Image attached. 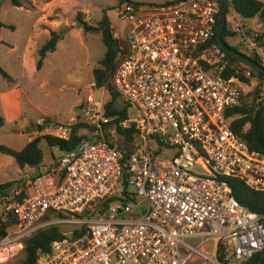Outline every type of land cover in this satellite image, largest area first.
Returning <instances> with one entry per match:
<instances>
[{"label":"built area","instance_id":"built-area-1","mask_svg":"<svg viewBox=\"0 0 264 264\" xmlns=\"http://www.w3.org/2000/svg\"><path fill=\"white\" fill-rule=\"evenodd\" d=\"M219 11L220 0L120 3L122 30L114 27L113 37L125 46L111 83L128 108L117 126L136 135L131 151L114 143L109 97L97 98L94 79L69 122L34 124L30 140L69 141L78 123L90 127L83 131L90 138L49 171L28 176L22 200L21 190L5 199L13 223L0 239V264L14 262L38 230L62 223L75 225L77 235L53 241L36 264H240L264 250V216L241 205L227 181L264 192V156L230 128L228 111L248 85L213 42ZM230 20L240 52L263 62L264 30Z\"/></svg>","mask_w":264,"mask_h":264},{"label":"rangeland","instance_id":"rangeland-1","mask_svg":"<svg viewBox=\"0 0 264 264\" xmlns=\"http://www.w3.org/2000/svg\"><path fill=\"white\" fill-rule=\"evenodd\" d=\"M49 1L19 0L21 7H17L10 0H0V21L4 24L0 28V67L10 76L7 80L0 74V144L15 150L22 149L28 142L29 136L22 132L24 118L47 115L50 121L69 122L79 113V106L93 78L92 71L98 67L105 51L100 35L85 32L83 23L95 26L106 15L111 25L121 31L122 22L118 18L117 7L122 1L155 4L162 0H74L88 6L87 11H77L75 15L71 7L61 11L48 8L46 3ZM42 14L48 15V20L54 19L56 14L62 15V24L53 29L49 23L42 22L35 28ZM230 15L236 16L244 25L264 30L258 18L245 20L230 9L227 24ZM51 31L58 33L56 50L48 53L43 66L37 69L38 50L49 39ZM225 41L240 51L238 41L232 34ZM255 89H260L264 102V85L256 78H252L251 83L244 87L245 95H249L246 100L252 101L253 95L250 93ZM96 96L107 100L109 94L106 89H98ZM18 118L22 120L16 125ZM114 143L126 153L131 151V144L119 136ZM40 147L44 155L40 171L46 172L58 163L63 152L58 147H49L44 141ZM33 175L34 170L29 167L22 170L11 156L0 153V183L17 181L13 186L17 188L0 199L2 217H6L2 206L5 199H14L15 190L27 189V177ZM21 179L25 182L24 186L18 183ZM58 225L64 234H70L75 229L72 224ZM23 256L22 252L15 260Z\"/></svg>","mask_w":264,"mask_h":264},{"label":"trees","instance_id":"trees-1","mask_svg":"<svg viewBox=\"0 0 264 264\" xmlns=\"http://www.w3.org/2000/svg\"><path fill=\"white\" fill-rule=\"evenodd\" d=\"M10 2L14 6L21 7L19 0H10ZM228 9L232 10L235 14L245 20L258 18L264 27V0H228ZM78 19L81 20L80 17ZM3 26L4 24L0 21V28ZM231 26L230 20L228 21V24L226 23L224 28V39L232 34L230 32ZM83 30L85 32L100 35L101 41L105 47L104 54L98 62V67L94 68L92 71V79L95 80L98 89H106L109 94V100L105 104V114L111 117L108 131L110 129H115L117 136L124 139L127 143L133 144L136 139L134 130L131 128L122 129L117 126V122L119 120L127 117L128 108L127 106H122L118 103L116 91L111 83L120 46H125V43L122 40L115 39L113 37L114 27L111 25L106 15H104L95 26L83 23ZM57 38L58 33L51 31L49 39H47L39 48L37 69H40L43 66L44 59L47 57V54L56 50ZM213 42L217 43L216 33L215 37H213ZM232 48L239 51L237 48ZM226 55L234 69L237 68L239 70V74H237V76L241 81L248 85L251 83L252 78H256L264 85V81L258 76L254 69L241 60L234 58L227 53ZM248 57L263 65V62L257 56L249 55ZM234 69L229 68L226 74H235ZM245 70L250 72L249 77H246L243 74ZM0 74L5 79H10V76L1 67ZM260 92V89H255L253 93H250L253 95L252 101L250 102L246 100V96L249 95H245L244 93L241 104L230 109L228 111V116L231 118V130L240 137L250 150L264 156V102L260 97ZM45 121L48 122L50 120L46 117ZM89 128L90 127L86 123H78L74 126V132L69 141L59 140L51 136L36 137L28 141L20 150H15L11 147L0 144V153L11 156L20 169L23 170L24 168L29 167L34 170L33 176H37L42 173L40 171V167L44 160L43 151L40 147L42 141L46 142L49 147H58L63 153L74 151L78 149L84 138H90L89 133L83 134L84 130L90 132ZM106 138L108 142L112 143L113 139L110 132H107ZM122 177L123 185L128 187L130 175L126 171L125 165ZM227 181L231 187L232 195L241 205L247 207L260 216H264V192L255 191L249 188L243 181L237 178H227ZM18 183L23 186L25 185L23 179H21ZM14 184H17V181L0 183V199L1 197L6 196L10 190L17 188L13 187ZM27 190L28 188H22L21 193L16 196V198L18 200H22L23 197L27 195ZM127 194L128 192L125 191L124 197L129 199V195ZM116 199L118 198L113 197L109 200V202H113ZM12 223L13 218L10 214L8 217H2L0 215V239L6 236ZM74 235H77V231L75 230ZM64 236L65 235L59 225L40 229L31 237L24 240V256L19 260H15L14 262L7 264H36L39 254L49 251L52 242L57 239H61ZM240 264H264V250L253 254L250 258Z\"/></svg>","mask_w":264,"mask_h":264},{"label":"crops","instance_id":"crops-1","mask_svg":"<svg viewBox=\"0 0 264 264\" xmlns=\"http://www.w3.org/2000/svg\"><path fill=\"white\" fill-rule=\"evenodd\" d=\"M46 5L50 9H55V10H60V11L62 9H64L65 7L66 8L67 7H71V8H73L72 14H74V15L77 13V11L84 12V11L88 10L87 4H80V3H78L77 1H74V0H51V1L47 2ZM44 13H46V12H44ZM61 18H62V15L60 16V15L56 14L54 19L48 20V15L42 14L41 17L39 18V20L37 21V24L35 25V28L38 27L43 22V23H49L51 28L55 29L57 26L62 24ZM67 22H68V20H67ZM84 99L81 102L80 106L84 102ZM46 117H48V116L47 115H41L38 118H32V117L24 118L23 119V121H24V126H23L24 130L22 132L25 131L27 133V135L29 136L34 124L38 123L42 119H45ZM19 120H22V119L18 118V120H15V122H16L15 124L16 125H17ZM28 141H30V138H28Z\"/></svg>","mask_w":264,"mask_h":264},{"label":"water","instance_id":"water-1","mask_svg":"<svg viewBox=\"0 0 264 264\" xmlns=\"http://www.w3.org/2000/svg\"><path fill=\"white\" fill-rule=\"evenodd\" d=\"M227 13H228V0H220V11L217 20L216 26V41L218 45L230 56L237 58L250 66L252 69L256 71L259 77L264 81V66L258 63L257 61L252 60L248 56L243 53L236 51L231 46H229L225 39L223 38V32L227 21ZM80 25L82 23L80 22Z\"/></svg>","mask_w":264,"mask_h":264}]
</instances>
